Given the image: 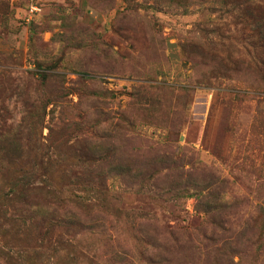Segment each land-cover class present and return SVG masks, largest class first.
Masks as SVG:
<instances>
[{
    "label": "rangeland",
    "instance_id": "rangeland-1",
    "mask_svg": "<svg viewBox=\"0 0 264 264\" xmlns=\"http://www.w3.org/2000/svg\"><path fill=\"white\" fill-rule=\"evenodd\" d=\"M0 264H264V0H0Z\"/></svg>",
    "mask_w": 264,
    "mask_h": 264
}]
</instances>
